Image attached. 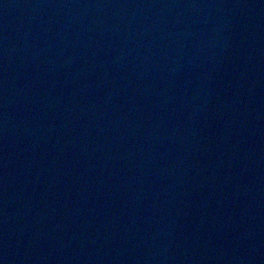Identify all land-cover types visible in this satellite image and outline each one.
<instances>
[{
    "label": "water",
    "instance_id": "1",
    "mask_svg": "<svg viewBox=\"0 0 264 264\" xmlns=\"http://www.w3.org/2000/svg\"><path fill=\"white\" fill-rule=\"evenodd\" d=\"M0 264H264V0H0Z\"/></svg>",
    "mask_w": 264,
    "mask_h": 264
}]
</instances>
